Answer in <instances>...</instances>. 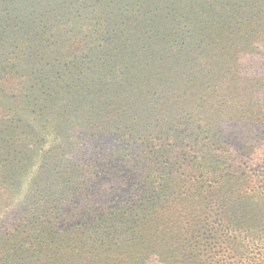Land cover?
I'll list each match as a JSON object with an SVG mask.
<instances>
[{"label":"rangeland","instance_id":"1","mask_svg":"<svg viewBox=\"0 0 264 264\" xmlns=\"http://www.w3.org/2000/svg\"><path fill=\"white\" fill-rule=\"evenodd\" d=\"M184 7V0H0V72L14 69V86L21 88L26 82L28 90L8 94L0 90V173L6 175L5 188L18 187L14 193L4 190L0 258L15 245L27 247L12 230L22 224L20 211H29L33 225L39 223L37 233L47 223H66V238H70V231L80 226L77 202L67 204L61 195L73 193L69 177L74 172L77 176L78 165L89 159L100 166L92 174L98 176L94 199L104 205L100 221L116 212L112 201L135 184L156 194L164 189L167 194L165 211L153 213L142 205L135 212L126 241L113 250V264H200L197 259L202 256L208 260L201 264H248L264 253V164L255 171L243 156L255 140L249 136L244 143L245 133L253 130L242 128L251 125L248 119H257L259 108L257 104L233 108L237 92L233 86L244 81L232 82L227 72L209 79L201 62L190 73L171 61L178 51L163 40L171 31L188 32L178 23L186 18L181 17ZM226 11L232 14V8ZM77 65L95 123L126 130V124L134 123L131 114L138 107L145 109L149 119H156L145 130L135 119L131 128L137 131L127 133L134 145L130 150L115 144L109 151L115 157L94 152L92 157L75 158L79 150L84 152L75 121L86 115L81 112L86 105L79 109L73 100L78 71L72 68ZM248 68L243 63L242 70ZM230 76L237 77L233 72ZM171 101L177 102L175 113L166 110L165 103ZM160 130H177L181 138L183 133H208L202 148L221 162L241 139L244 145L238 153L242 156L234 153L232 167L224 165L217 177L210 178L206 170L187 173L192 157L201 158L184 156L193 143L161 139ZM10 134L21 140L13 145ZM9 144L13 146L3 156ZM128 158L138 161L137 169L128 165ZM19 197L31 205L22 200L24 209ZM9 214L16 218L7 219ZM55 232L57 241L60 231Z\"/></svg>","mask_w":264,"mask_h":264},{"label":"trees","instance_id":"2","mask_svg":"<svg viewBox=\"0 0 264 264\" xmlns=\"http://www.w3.org/2000/svg\"><path fill=\"white\" fill-rule=\"evenodd\" d=\"M184 3L186 11L181 14V17L186 18H181L178 23L188 27V32L177 34L171 31L167 38L163 40L164 43L167 41L168 47L178 51L174 52L171 61L178 62L180 69L186 66L190 73L196 71L195 67H200L198 63L201 62L207 66V69H204L203 72L207 73L209 79L222 78L227 72V76L230 77L232 82H245L237 88L233 86V90H237V92L232 97V103L234 104L232 106L236 110L238 107L247 104L245 108L249 109V106L253 107V105L257 104L259 108L257 119H248L251 125H242V128L247 127V130H253L249 135L245 133L247 140L244 139V143L250 139L249 136L255 140L254 146L249 148L252 150V155L248 149L243 156L247 155L248 162L252 163L255 167L254 170L257 171L261 164H264V0H184ZM232 3L235 4L233 5ZM227 8H232V14L226 11ZM72 30L71 33L75 35V28ZM236 41H238L237 44ZM219 47L220 51L217 50ZM209 51H213V53L207 54ZM243 63L249 67L248 70H242ZM229 64L232 65L229 66ZM79 67L80 65H77L72 68L78 71L77 79L73 82L75 89L78 90L75 92L73 100L79 109L86 105L85 109L81 111L86 115L75 121L78 122L79 126H77V133L79 134L77 137L78 144L80 142L81 147H84V149L80 148L84 152L80 153L79 150L75 158L82 160L84 159L83 156L92 157L94 152H98L97 156L115 157L114 155H109L111 154L109 151L113 150V145L115 144H119V147L123 144L128 147L125 151L130 150L134 145L130 142L132 135L128 136L127 133H131V130H136L131 128L135 123V119L141 122L143 130L156 119H149L147 115L143 114L142 110L145 109L138 107L131 114L134 123L126 124V130H124V127L117 125L110 127L95 123L91 118L94 110H88V99L84 97L85 89L81 87V82H79L83 75ZM13 71L14 69H3L0 72V85L3 86L0 90L5 94L14 93L15 91L20 93L28 92L25 86L26 82H22L21 88L14 86L12 82ZM232 72L239 78L230 76ZM197 73L203 75L200 71ZM84 77L85 75L83 79ZM249 79L250 81L247 82ZM79 89H81L82 95H80ZM252 100L253 104L251 103ZM54 102L58 104L59 99L56 98ZM176 105V101L166 102L167 112L175 113L176 109L179 110ZM55 107L61 109L59 106ZM151 112L153 113V111ZM242 113L244 114L245 112L243 111ZM156 115L157 113H155L154 117ZM118 128L123 129V132ZM51 130L54 131L55 127ZM240 130L242 129L240 128ZM177 132V130L168 132L160 130L157 136L161 137V139L166 137L167 140L172 141L191 140L193 145L188 153L183 151L184 156L189 157L190 154H193L199 155L201 158L192 157L188 165L190 171H187V173L206 170L209 172L210 178L217 177L219 172L222 171L221 167L224 165L232 167L230 162L234 161V153L237 154L238 158L242 156L238 153L243 147H241V144L244 145L241 139L232 144V150H229L228 155L225 156L226 161L221 162L219 157L209 155L202 148L206 144L205 142L209 140L208 133L199 132L188 136L183 133L184 136L181 138V134L177 135ZM80 137H83V140ZM20 140L21 138L18 135L10 134V141L13 145ZM12 144L5 145L7 149L6 152L4 151L5 153L2 152L3 156L8 154L10 146H13ZM1 160L2 158L0 157V162ZM89 160L88 163L83 161L84 164L80 163L78 165L80 171L77 176L76 172H74L69 177L73 179V193L71 195H65V193L61 195L63 201L64 196H66L67 204L74 201L77 202L76 212L79 213L77 220H79L80 226L70 231V238H66L68 234V229H66L68 225L66 223L63 226L59 222L47 223V227L45 229L40 228V233H37L36 227L39 223L33 225L28 219L30 217L29 211H20L19 216L22 224L12 230L17 235L15 239L25 242L27 247L24 249L23 245L19 247L15 245L13 250L3 253L0 258V264H113L115 261L113 250L123 245L126 241L132 223L136 219L135 212L142 205H147L149 209H152L153 213H161L158 211L166 210L167 194L164 189H161L160 194H156L154 189H144L145 187H141L140 184H135L127 191L126 195L112 201V208L116 212L112 213L106 221H100L103 217L104 205L94 199L98 183L94 180L96 176L92 177L94 171L99 170L100 166L96 165L91 159ZM126 162L135 169L138 168L136 159L128 158ZM4 176H6L5 173L3 175L0 173V214L3 211L2 207H4L1 205L6 200L4 190L13 193L18 192V187L16 189L15 187L14 189L4 187ZM183 186H185L184 182ZM81 196L83 199H81ZM22 200H25L26 205H31L27 203L25 197L18 198L20 203H22ZM115 203L116 207L114 206ZM23 206L24 209H27L24 204ZM57 213H60L59 210H57ZM11 216L14 219L16 218L15 214H9L7 219H10ZM2 223L3 221L0 220V228ZM56 227L60 229H56ZM35 231L36 234L34 233ZM55 231H60L56 234L59 236L57 241L53 239ZM19 233H22V235L26 234V236L19 238ZM197 260L201 264L206 262L208 257L202 256ZM140 261L141 259L138 258V262ZM248 264H264V253L257 254L256 257L249 260Z\"/></svg>","mask_w":264,"mask_h":264}]
</instances>
